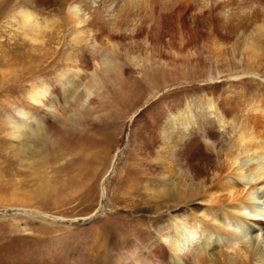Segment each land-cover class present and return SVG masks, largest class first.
<instances>
[{
    "label": "bare ground",
    "instance_id": "bare-ground-1",
    "mask_svg": "<svg viewBox=\"0 0 264 264\" xmlns=\"http://www.w3.org/2000/svg\"><path fill=\"white\" fill-rule=\"evenodd\" d=\"M0 17L23 40L0 55V133L19 142L31 171L40 166L42 183L62 149L53 122L97 111L98 95L124 86L117 70L147 84L150 103L125 90L122 115L135 166L154 182L144 190L160 231L148 245L135 238L115 264H264V119H235L228 85L216 82L258 76L264 0H0ZM20 84L22 100L10 101L7 89ZM261 103L250 108L264 118Z\"/></svg>",
    "mask_w": 264,
    "mask_h": 264
},
{
    "label": "rangeland",
    "instance_id": "rangeland-1",
    "mask_svg": "<svg viewBox=\"0 0 264 264\" xmlns=\"http://www.w3.org/2000/svg\"><path fill=\"white\" fill-rule=\"evenodd\" d=\"M10 4H5L1 14ZM5 19L0 17V55L9 52L13 41H23L13 35V29L5 25ZM260 37L259 42L262 44L259 46L263 47L264 36ZM240 38L238 41L235 35L231 39V42L233 39L238 42L235 46L239 52L242 51ZM37 51L31 53L41 55L42 50ZM258 67V76L244 75L235 79L222 76L216 79L219 84H224L223 88L228 85L227 89L231 92L229 98L233 102L232 114L239 122H259L264 119L260 108L257 111H251L250 108L255 100L264 104V62ZM121 72L117 70L112 76L119 79L123 83L120 86L124 85L126 89L121 87L117 90L109 86V92H105L107 94L98 95L101 103L97 111H83V118L79 116L81 120L79 117L77 119L81 121L79 125L73 117L64 126L61 122H53L51 131L53 135L58 134V147L62 149H58V164L52 163L54 166L48 169L51 171L50 183H42L37 178L41 171L37 167L40 166L31 167V171L30 166L24 164V157L17 153L19 142L0 133V264H115L120 254L124 256V251H131L135 238L148 245L158 236L160 226L156 224V219L159 215L154 216L156 199L144 190L147 184L154 182L135 166L138 157L126 144L132 126L122 115L123 106L127 104L125 90L131 92L130 95L140 93V96H144L139 104L141 108L148 105L151 99L145 102L147 84L144 80H140L133 72ZM159 75L162 73L157 72L156 77ZM164 76L167 79L169 74ZM24 86L9 87L6 91L8 99L22 100L20 97L24 95ZM178 86L173 88L190 87ZM82 96L81 88L71 103ZM127 107H130V103ZM66 110L69 113L71 106ZM2 114L0 125L3 122ZM113 136L118 137L116 146ZM46 144L52 147L49 141ZM64 165L66 168H63ZM139 199V203L136 202ZM30 213H34V216Z\"/></svg>",
    "mask_w": 264,
    "mask_h": 264
}]
</instances>
